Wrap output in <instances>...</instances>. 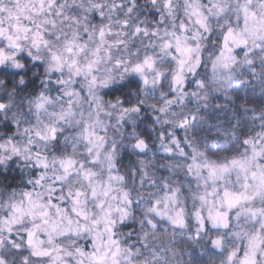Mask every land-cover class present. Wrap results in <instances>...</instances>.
<instances>
[{"label":"snow or ice","instance_id":"1","mask_svg":"<svg viewBox=\"0 0 264 264\" xmlns=\"http://www.w3.org/2000/svg\"><path fill=\"white\" fill-rule=\"evenodd\" d=\"M0 264H264V0H0Z\"/></svg>","mask_w":264,"mask_h":264}]
</instances>
